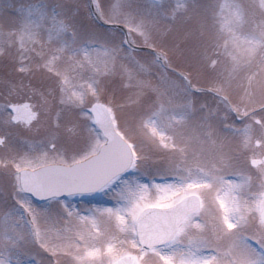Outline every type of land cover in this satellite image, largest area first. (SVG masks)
<instances>
[{
  "label": "snow or ice",
  "instance_id": "1",
  "mask_svg": "<svg viewBox=\"0 0 264 264\" xmlns=\"http://www.w3.org/2000/svg\"><path fill=\"white\" fill-rule=\"evenodd\" d=\"M0 9V264H264V0Z\"/></svg>",
  "mask_w": 264,
  "mask_h": 264
},
{
  "label": "rangeland",
  "instance_id": "2",
  "mask_svg": "<svg viewBox=\"0 0 264 264\" xmlns=\"http://www.w3.org/2000/svg\"><path fill=\"white\" fill-rule=\"evenodd\" d=\"M8 2H11V3H17L18 0H8ZM0 11H4L3 9H0ZM103 198L108 201V197L104 196L103 195ZM71 199V203L74 204V205H77V206H81V207H87L89 206L90 204H97V202H91L89 200H86V201H83L82 199H78L77 197H74V198H70ZM41 257H37V259H40Z\"/></svg>",
  "mask_w": 264,
  "mask_h": 264
}]
</instances>
